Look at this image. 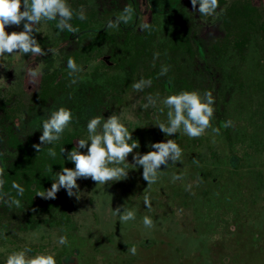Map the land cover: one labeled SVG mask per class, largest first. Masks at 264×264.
Returning a JSON list of instances; mask_svg holds the SVG:
<instances>
[{
  "label": "rangeland",
  "instance_id": "obj_1",
  "mask_svg": "<svg viewBox=\"0 0 264 264\" xmlns=\"http://www.w3.org/2000/svg\"><path fill=\"white\" fill-rule=\"evenodd\" d=\"M173 1L77 0L73 17L83 8L87 18L77 19L84 33L67 41V32L48 21L36 27L41 46L57 54L0 59V77L7 84L0 85V156L9 161L20 152L8 144L4 126L13 122V135L39 143L41 121L61 106L71 109L73 122L60 140L41 149H56L61 142L70 151L77 140L87 138L90 118L113 113L139 141L135 152L144 154L152 143L169 138L183 149L182 163L162 165L160 179L152 185L137 166L129 169L127 179L110 185L78 180L79 199L61 189L55 200L28 204L15 189L12 195L0 191L4 200L21 202L20 207L0 202V264L26 246L30 255L54 253L57 264H264V0H250L253 10L244 12L247 0H226L217 15L207 17L195 12L190 0L169 9ZM126 5L135 9L133 22L107 28V21ZM145 22L151 28L140 30ZM45 36L51 37L48 44ZM185 36L189 43L183 46ZM69 57L83 71L69 75ZM162 66L168 67L166 75H159ZM29 68L41 74L32 80ZM44 77L51 78L48 99L32 107ZM141 78L150 79L151 86L136 92L132 84ZM181 90L212 92L211 123L218 134L208 129L197 139L182 131L165 137L155 126L166 121L167 108L159 111L163 98ZM149 95L157 103L145 109ZM226 121L231 126L225 127ZM65 154L55 173L74 168ZM128 163H133L132 155ZM37 169L36 164L32 170ZM174 173L183 178L172 182ZM146 194L151 211L143 204ZM118 206L135 210L136 219L119 223L111 211ZM145 215L153 218L154 229L143 226ZM64 235L68 244L61 246L57 240ZM133 246L136 255L128 251Z\"/></svg>",
  "mask_w": 264,
  "mask_h": 264
},
{
  "label": "clouds",
  "instance_id": "obj_2",
  "mask_svg": "<svg viewBox=\"0 0 264 264\" xmlns=\"http://www.w3.org/2000/svg\"><path fill=\"white\" fill-rule=\"evenodd\" d=\"M190 4L195 12L206 17L217 15V9L220 7L219 0H190ZM134 13L135 9L131 5H126L115 19L107 21L106 27L118 28L121 23H132ZM73 16L74 11L67 0H0V59L24 57L25 55L43 57L48 53L57 54L56 49L45 50L41 46L35 37V33H38L35 25L42 21H56V28L60 32L66 30L75 35L79 32V28L73 27L70 23ZM77 18L80 20L87 18L83 8L80 9ZM21 25L22 30L20 31H6V27L19 28ZM150 28L151 25L147 22L140 25V30ZM158 56L159 53H155L154 59ZM67 68L71 70L69 75L83 71V68L78 66L72 57L67 60ZM167 72L168 67L162 66L159 75H166ZM40 74L38 69L29 68L27 70V75L32 80ZM75 82L73 80V83ZM151 83L150 79L141 78L132 84V88L136 92H142L145 87H150ZM0 85L7 86L3 77H0ZM156 103V99L149 95L147 103L143 104V107L145 109L150 106L154 107ZM162 104L164 107L159 111L163 114L164 109L167 108L166 121H159L155 126L165 137H172L182 131L190 139H197L205 135L208 129L218 134L219 129L213 127L211 123L215 114V98L210 90H206L203 95L198 90H181L164 97ZM72 122L71 109L61 106L51 111L48 117L41 121L42 131L38 138L39 143L33 144L32 147L40 152L43 145L53 144L60 140ZM229 126H231V121H226L225 127ZM86 129L88 133L86 139L77 140L70 151H67L63 146L60 150L61 153L67 152V160L74 164V168H61L59 172L55 173L56 178L52 181L51 187L43 189L36 196L45 200H55L57 193L64 189L68 197L75 196L79 199L77 195L80 192L78 180L91 179L96 185H110L113 182L127 179L129 169H134L137 166L142 167V177L147 185H152L160 179L162 165L167 168L169 161L172 164L182 163L183 149L173 138L152 143L151 150L144 154L135 152L134 150L140 148L139 141L132 138V131H129L120 115L116 113L107 118L102 115L90 118L87 121ZM81 149H86V152H82ZM48 155L55 158L57 153L54 148H49ZM129 155H132V164L128 163ZM49 171H52L51 167ZM3 175V169H0V189L5 183ZM182 178L181 174L174 173L171 180L175 182ZM190 187V185L187 186V189ZM12 188L16 190L17 196H23L25 189L22 186L13 182ZM0 202L9 207L12 205L21 206L20 200L15 197L8 201L3 199V195H0ZM143 204L147 210H152L150 195H144ZM111 211L121 224L134 221L137 215L133 209L123 207V211H121V206L115 210L111 209ZM142 223L146 229L156 227L153 218L148 215L142 217ZM57 243L61 246L67 245V236H60ZM128 251L131 255L137 254L135 246ZM30 253H32V249L27 246L21 250H14L6 256L4 264H57L54 253H36L34 255H30Z\"/></svg>",
  "mask_w": 264,
  "mask_h": 264
},
{
  "label": "trees",
  "instance_id": "obj_3",
  "mask_svg": "<svg viewBox=\"0 0 264 264\" xmlns=\"http://www.w3.org/2000/svg\"><path fill=\"white\" fill-rule=\"evenodd\" d=\"M175 1V0H174ZM174 1L171 6H173ZM243 15V14H242ZM83 28H80L82 30ZM175 39V38H174ZM177 39L181 40V36H177ZM183 46H186L189 43V38L185 36L183 38ZM15 123H7L4 128L9 136H8V144L11 148L19 150L20 156L14 162L5 159L4 156H0V169H3L4 175L3 179L5 181L3 188L0 189L2 194L12 195L14 190L12 188V183L16 180L22 181L23 188L25 189L24 194L25 197L28 199V204H34L39 200L40 202H46L45 200L36 194L43 189H49L51 186L52 181L54 180L55 170L61 165L59 164L61 157H65V153H61L62 143H57L54 149L57 153L55 158L46 155L48 154V150H44L41 153L37 152L32 146L36 144L33 138L26 137L23 141H21L18 137L14 134L15 130ZM12 133V134H10ZM69 143L68 140H66ZM52 148V147H49ZM48 148V149H49ZM38 165V172H34L32 170L33 166ZM4 166V167H3ZM51 167L52 171H49ZM34 175V177H33ZM38 176V177H37ZM36 178V179H35ZM35 188V190H33ZM39 189V190H38ZM40 198V199H39Z\"/></svg>",
  "mask_w": 264,
  "mask_h": 264
},
{
  "label": "flooded vegetation",
  "instance_id": "obj_4",
  "mask_svg": "<svg viewBox=\"0 0 264 264\" xmlns=\"http://www.w3.org/2000/svg\"><path fill=\"white\" fill-rule=\"evenodd\" d=\"M179 0H175L174 1V4H173V6H170L169 7V9L171 8H173L174 6H175V4L178 2ZM67 2H68V4L71 6V8L72 9H75L76 7L75 6H77L78 4H77V0H67ZM72 3V4H71ZM76 3V4H75ZM74 4V5H73ZM226 4V0H219V5H220V7H222L223 5H225ZM219 7V8H220ZM241 8H242V12H244V11H251V10H253V8H254V6H253V3L250 1V0H247L246 1V3L245 4H242V6H241ZM229 9V8H228ZM44 22H46V21H42L40 24H38V25H42ZM56 22V21H55ZM48 23H49V25H52V28L55 26L56 27V24H54L53 23V21H48ZM70 23L73 25V27H78L79 29H80V21H78V19L77 18H75V17H73V19L70 21ZM38 25H35V27H37ZM82 28V27H81ZM128 29V28H127ZM20 30H22V25L19 27V28H17V27H6V31H8V32H11V31H20ZM101 30H103V27L102 28H100V30L99 29H87L86 31L88 32V31H92V32H95V31H101ZM65 32H67V34H68V36H67V41H69V40H72V39H74L78 34H80V33H84V30L82 29V30H80L77 34H75V35H73L72 33H69L68 31H66L65 30ZM51 40V37L50 36H45V44L47 43L48 44V42ZM16 59V57H6V58H4V59H2L3 61H14ZM51 80V78H47V77H44V79H43V81H42V85H41V89H40V91L37 93V95L35 96V101L37 102V105H35V106H32V107H37L38 106V104L39 105H44V104H46L45 102H46V100L48 99L47 97H48V92L46 91V84H48V82ZM53 83H55V82H53ZM4 167V166H3Z\"/></svg>",
  "mask_w": 264,
  "mask_h": 264
}]
</instances>
